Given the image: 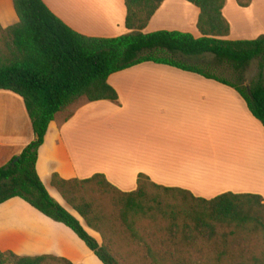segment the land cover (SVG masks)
Returning a JSON list of instances; mask_svg holds the SVG:
<instances>
[{"label": "trees", "instance_id": "obj_1", "mask_svg": "<svg viewBox=\"0 0 264 264\" xmlns=\"http://www.w3.org/2000/svg\"><path fill=\"white\" fill-rule=\"evenodd\" d=\"M164 1L125 0L129 32L96 38L72 29L43 0H13L19 22L8 28L0 25V90L23 99L35 139L0 167V205L23 199L70 228L103 264H122L119 257L132 264H264V198L259 194L228 192L207 200L188 190L156 185L144 174H139L137 188L126 192L102 173L69 180L54 173L52 185L87 226L101 234L100 243L49 193L37 171L39 149L57 114L83 98L117 101L109 77L145 62L232 85L264 126V35L227 39V0H186L200 10V37L169 30L145 33ZM237 2L248 7L253 0ZM204 54L241 75L258 59V77L248 87L234 86L187 61ZM0 264L75 263L55 255L0 251Z\"/></svg>", "mask_w": 264, "mask_h": 264}, {"label": "crops", "instance_id": "obj_2", "mask_svg": "<svg viewBox=\"0 0 264 264\" xmlns=\"http://www.w3.org/2000/svg\"><path fill=\"white\" fill-rule=\"evenodd\" d=\"M43 1L85 36L113 38L129 32L125 0ZM199 14L186 0H165L144 32L181 31L200 37ZM223 14L231 26L227 39L264 35V0H253L248 7L227 0ZM173 18L177 22L171 23ZM18 22L13 0H0V25L8 28ZM108 82L118 100L83 98L57 114L37 161L49 193L89 233L92 229L74 208L54 194V173L67 180L102 173L126 192L135 190L139 174H144L156 185L207 200L228 192L264 198V126L235 87L154 62L114 73ZM0 97L18 103L0 112L1 167L20 155L35 134L21 97L8 90H0ZM0 251L61 256L75 264L96 256L70 228L21 198L0 205Z\"/></svg>", "mask_w": 264, "mask_h": 264}, {"label": "rangeland", "instance_id": "obj_3", "mask_svg": "<svg viewBox=\"0 0 264 264\" xmlns=\"http://www.w3.org/2000/svg\"><path fill=\"white\" fill-rule=\"evenodd\" d=\"M169 21V20H168ZM171 23H175L177 22L176 18L171 19ZM180 59L185 60L184 58H181V56H179ZM187 61L191 64L197 65L201 68H203L204 70L210 72L211 74L219 77V78H223L226 79L232 83H235L237 85H240L242 87H248L252 81H254L255 79H257L258 74H259V60H253L250 65L246 68V70L242 73V75L240 73H237L234 68L227 64V63H222L220 61H218L214 55L212 54H204L198 57H191L189 59H187ZM242 77V80H241ZM22 103L24 102L22 100V98H18ZM9 104H13L14 106H18V103H15L13 100L10 101V99L5 98V97H0V112L1 114H4L7 109ZM25 105V104H24ZM26 109V108H25ZM57 190V189H56ZM58 193V195H57ZM57 196H59L60 199H62L60 192L57 190L55 191V193ZM103 207H108V203L104 200H101ZM76 213V212H75ZM77 214V213H76ZM75 215V214H74ZM90 234L92 236H94L96 239L100 240V243H103V239L101 237L100 233H96L92 230H90ZM119 246H121L122 248H124L123 245L119 244ZM257 250H259V247L257 246ZM94 260H87L85 261V264H103L101 263L98 258L96 256H93ZM119 260L122 264H132L133 260H129L123 257H119Z\"/></svg>", "mask_w": 264, "mask_h": 264}]
</instances>
